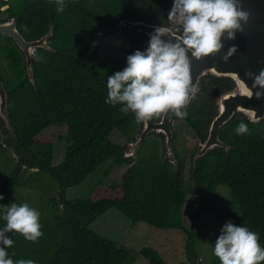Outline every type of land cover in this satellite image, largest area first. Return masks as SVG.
Here are the masks:
<instances>
[{
	"label": "trees",
	"instance_id": "obj_1",
	"mask_svg": "<svg viewBox=\"0 0 264 264\" xmlns=\"http://www.w3.org/2000/svg\"><path fill=\"white\" fill-rule=\"evenodd\" d=\"M65 4L64 11L58 12L55 0H0V11L7 6V17L0 21L17 17L19 30L29 41L41 38L53 25L49 41L56 50H37L33 84L22 50L12 38L0 35V76L8 91L12 126L4 130L0 150L4 145L11 148L17 159L0 192V229L6 226L5 209L15 203L21 187L44 181L42 186L54 188L46 174L59 185L58 197L50 199L51 208L58 211L52 212L48 205L40 208L43 236L37 242L19 233L8 234L14 241L7 249L14 264L20 259L35 264H134L136 259L127 248L91 228L111 209L132 224L144 222L160 229L182 230L187 237L190 264H204L199 251L203 234L196 222L202 213L216 209L220 186L229 188L237 209L234 225L256 232L264 248V119L255 123L236 114L220 133L231 146L229 151L219 147L211 150L197 160L193 173L197 145L189 179L183 178L184 159L177 151V132L174 146L179 168L166 157L162 134L149 136L140 149L137 165L125 156L127 144L112 140V133L118 131L130 143L141 131L142 123L137 122L133 112L120 111L121 105L113 107L105 102L107 78L111 75L98 68L99 50L108 35L121 33L131 48L116 62L126 67L127 56L141 51L143 34L127 27L105 33L121 20H141L166 24L182 34V26L168 18L171 0H65ZM234 85L230 77L202 78L195 98L187 106V117L174 119L185 121L202 142L216 115L218 96ZM240 122L248 126V133H236ZM55 127L66 128L70 139L59 164H54V143L40 139ZM112 159L116 166L128 165L122 175L121 197H67L70 188L84 184ZM25 169L36 174L26 176ZM194 202L189 217L188 203ZM140 253L149 264H165L154 247L145 246ZM211 264L220 261L214 258Z\"/></svg>",
	"mask_w": 264,
	"mask_h": 264
},
{
	"label": "clouds",
	"instance_id": "obj_2",
	"mask_svg": "<svg viewBox=\"0 0 264 264\" xmlns=\"http://www.w3.org/2000/svg\"><path fill=\"white\" fill-rule=\"evenodd\" d=\"M57 11L63 12L65 0H55ZM170 21L182 26L181 38L173 43L162 39L169 30L159 26L150 34L146 51L136 50L127 56V66L107 78L106 103L121 105L120 111L135 114L137 122H147L171 112L185 119L187 106L198 91L192 84L190 58L209 57L222 48V38L233 39L247 22L239 0H174L168 15ZM235 51L231 48L228 55ZM225 60L228 56L224 57ZM253 78V73L247 74ZM254 87L264 89V70L254 76ZM257 97L264 91H257ZM238 135L248 133V126L240 122L235 129ZM0 199H3L0 196ZM6 226L0 229V264H14L7 249L14 241L9 233H19L26 240L37 242L42 236L39 212L27 203H12L5 209ZM259 236L247 227L236 226L231 221L224 224L215 241L214 255L220 264H261L264 248ZM15 264H35L20 259Z\"/></svg>",
	"mask_w": 264,
	"mask_h": 264
},
{
	"label": "rangeland",
	"instance_id": "obj_3",
	"mask_svg": "<svg viewBox=\"0 0 264 264\" xmlns=\"http://www.w3.org/2000/svg\"><path fill=\"white\" fill-rule=\"evenodd\" d=\"M7 6H3L0 11V18L4 19L7 14L4 12ZM131 48L127 39L121 33L110 34L106 37L99 50L98 68L99 70L113 75L117 71H122L125 67L118 64L117 59L124 56ZM37 56V54H35ZM5 123L0 119V144L4 142ZM173 128L178 133L176 146L178 154L184 159L183 178L189 179L191 176L192 153L195 147L200 146L201 141L195 131L183 120H174ZM40 139L53 142L54 164H59L65 156V148L70 142L67 129L55 127L44 132ZM112 140L119 144H128V139L118 131L112 133ZM17 159L13 150L3 146L0 150V192L5 178L16 166ZM128 165L116 166L113 159L107 162L102 168L94 173L84 184L72 187L67 191L69 199L100 197L117 198L122 196V175ZM27 169L24 170V172ZM26 176L36 174L34 170H27ZM50 178L55 187L42 186V182H32L31 185L21 187L15 194V204L27 203L31 208L37 209L42 214L41 207L49 206L50 199L58 197V182ZM50 181V180H49ZM45 185V184H44ZM195 203L189 204V217H192ZM3 208L0 200V209ZM52 212H57L58 210ZM237 209L231 199L229 188L220 186L217 191V207L212 213H202L200 220L196 222L197 230L203 234L199 244L200 259L204 264H211L214 258L215 241L221 234V229L225 223L236 221ZM93 230L116 240L120 246L127 248L136 259L134 264H149V261L140 253L141 248L151 246L156 248L165 260V264H183L187 258L186 254V234L179 229H160L147 223L140 222L132 224L123 214L116 209H111L107 214L94 222Z\"/></svg>",
	"mask_w": 264,
	"mask_h": 264
},
{
	"label": "water",
	"instance_id": "obj_4",
	"mask_svg": "<svg viewBox=\"0 0 264 264\" xmlns=\"http://www.w3.org/2000/svg\"><path fill=\"white\" fill-rule=\"evenodd\" d=\"M173 3L174 0H171L170 11ZM239 4L242 10L248 13V20L247 22H241L242 30L237 31L233 39H228L227 34H225V37L222 38L223 46L221 50L209 57L195 58L191 56L190 51L188 52L191 80L197 89L201 79L208 75L230 77L235 82L233 88L222 92L216 100V115L208 126L205 139L193 156V173L196 169L197 160L203 158L211 150L219 147L229 151L231 146L221 139L220 133L222 127L228 124L236 114H243L255 123L264 119V96L258 98L256 95L257 91H264V89L254 87V76L259 75L260 71L264 70V0H239ZM159 26L169 30L168 36L162 38L166 41L171 40L175 43L182 36L181 33L166 24L147 23L141 20H121L114 29H109L105 34L113 33L124 27L131 28L143 34L141 51H146L149 47L150 34ZM53 33L54 26L52 25L47 34L39 39L29 41L19 30L17 17L0 21V35L12 38L22 50L26 58L27 74L33 84L35 83L34 58L37 50L44 48L56 51L49 41ZM233 47L235 51L229 56L228 53ZM225 56H228L227 60L224 59ZM248 73H253V78H250L247 75ZM174 117L175 115L169 112L162 115L158 120L141 122V131L133 141L127 144L125 156L137 165L140 160V149L149 136L152 133L162 134L164 136L166 157L171 159L179 168V159L174 146L176 137L173 128ZM0 119L5 123V128L12 129L8 91L1 76ZM183 264H190L188 256Z\"/></svg>",
	"mask_w": 264,
	"mask_h": 264
}]
</instances>
